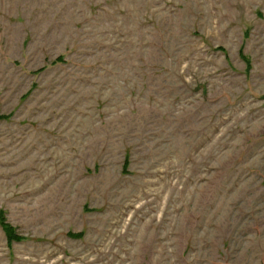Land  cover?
I'll list each match as a JSON object with an SVG mask.
<instances>
[{"label":"rangeland","instance_id":"374dc122","mask_svg":"<svg viewBox=\"0 0 264 264\" xmlns=\"http://www.w3.org/2000/svg\"><path fill=\"white\" fill-rule=\"evenodd\" d=\"M0 115V264H264V0H0Z\"/></svg>","mask_w":264,"mask_h":264},{"label":"trees","instance_id":"16d2710c","mask_svg":"<svg viewBox=\"0 0 264 264\" xmlns=\"http://www.w3.org/2000/svg\"><path fill=\"white\" fill-rule=\"evenodd\" d=\"M244 59H245V57H244ZM62 62H63L62 57H58L52 62V64L55 65V64H58V63H62ZM44 69H45V67H42V68L38 69L37 71H35V73H40ZM35 73H33V74H35ZM8 118H9L8 116L0 115V120H7ZM126 156L127 157L125 158L124 167H123L124 168V170H123L124 172H126L128 166L130 164V161L128 159V155H126ZM0 228L2 229V231H3L4 235H5V238H6V241H7L8 245H11L14 242L19 243L22 240H24V237H21V236H19L16 233V228L13 227L10 223L6 222V219L4 217V213L3 212H0ZM67 236L70 237V238H74V239H80L82 237V234L68 233Z\"/></svg>","mask_w":264,"mask_h":264}]
</instances>
